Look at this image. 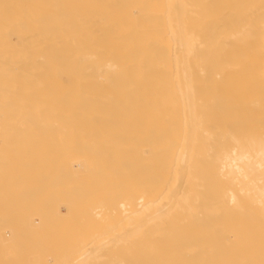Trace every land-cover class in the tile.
Instances as JSON below:
<instances>
[{"label": "bare ground", "instance_id": "1", "mask_svg": "<svg viewBox=\"0 0 264 264\" xmlns=\"http://www.w3.org/2000/svg\"><path fill=\"white\" fill-rule=\"evenodd\" d=\"M35 189L70 264H264V0H0V258Z\"/></svg>", "mask_w": 264, "mask_h": 264}, {"label": "rangeland", "instance_id": "2", "mask_svg": "<svg viewBox=\"0 0 264 264\" xmlns=\"http://www.w3.org/2000/svg\"><path fill=\"white\" fill-rule=\"evenodd\" d=\"M36 182H37V181H36ZM40 183H41V181H40ZM43 187H44V186H42V188H43ZM42 188H41V189H42ZM41 189H40V190H41ZM43 190H45V188H44ZM26 191H27V190H26ZM35 191H36V189H35L33 192L35 193ZM45 191L47 192V189H46ZM21 192H22V193H23V192L25 193V190H24V191H21ZM27 192H30V191H27ZM27 192H26V194H28ZM31 192H32V191H31ZM31 192H30V193H31ZM37 192H38V191H36V193H37ZM48 192H49V194L51 193L50 191H48ZM48 192H47V193H48ZM22 193H21V195H22ZM30 193H29V194H30ZM41 193H42L41 195H43L45 192H42V191H41ZM52 193H53V192H52ZM52 193H51V194H52ZM15 194H16V193H15ZM15 194H12V195H15ZM18 194H19V193H18ZM26 194H25V196H27ZM29 194H28V195H29ZM31 194H32V193H31ZM31 194H30V195H31ZM38 194H40V192H38L37 195H36L35 197H37ZM12 195H11V196H12ZM16 195H17V194H16ZM16 195H15V196H16ZM19 195H20V194H19ZM21 195H20V196H21ZM69 195H70V194H69ZM69 195H68V196H69ZM11 196H10V197H6V199H7V198L10 199ZM15 196H14V197H15ZM20 196H16V197H15V202H14L13 204H10V205L8 204V205H6V211H9V210H10L13 214H14L13 211H15V213H16V212L18 213V215L16 214L17 217L19 216L20 219H21V217H22L21 215H23L22 218L25 219V218H26V217L24 218L25 213H23L22 211H23V210H24V211L27 210V214H26V216H27V215H29L28 209H30V207H31V209H32L31 211L34 212V211H36L37 208H36V207H33V206H38V207H40V208H38V210L36 211L37 213L34 212V213H36V216H35V217L38 219V218H39V215H37V214H39V213H40L39 210L42 209L41 206H39V205L41 204V202H45V203H46V200L42 201L44 198H42V200H41V199L39 198V197H40V195H39V196L37 197L38 199H36V200H37V203H36L35 198L32 197V201H33V200L35 201V202H33V203H35V204L33 205V203H31L32 201H31V202L29 201V200H31V198H30L29 200L25 199V200H26V203H28V204L30 203V205H31V206H29V205L27 204V205L29 206V207H27V205L24 203L25 201H23L24 199L22 198V197H24V196H22V197H20ZM43 196L45 197V195H43ZM47 196H49V195L46 194V198H47ZM54 196H55V195H54ZM59 196H60V195H57V197H59ZM12 197H13V196H12ZM29 197H30V196H29ZM29 197H28V198H29ZM49 197L52 198L53 196H49ZM49 197H48V198H49ZM57 197H56V199H57ZM66 197H67V196H66ZM69 197H70V196H69ZM24 198H25V197H24ZM26 198H27V197H26ZM53 199H55V198L53 197V198L51 199V200H52V203H53V201H54ZM56 199H55V202L57 201ZM38 200L40 201L39 205H38V202H39ZM22 201H23V204L25 205V207H24V205L22 204ZM27 201H28V202H27ZM48 201H49V199H48ZM48 201H47V203H48ZM55 202H54V204H57V202H56V203H55ZM49 203H50V201H49ZM49 203H48V204H49ZM52 203H50L49 205H51ZM61 203H62V202H61ZM64 204H65V203H64ZM64 204L59 205L60 209H62V210H60L59 207L57 208V211H61L62 214H63V211H65V213H66V211H67V209L65 210L66 204H65V206H64ZM41 205H42V207H43V204H41ZM44 205H45V204H44ZM52 205H53V204H52ZM52 205H51V206H52ZM45 206H46V205H45ZM45 206H44L43 209H46V211L52 208V207H51V208L49 207V209H48V207L46 206V207H47V208H46ZM54 206H55V205H53V207H54ZM57 206H58V205H57ZM26 207H27L28 209H27ZM25 208H26V210H25ZM55 208H56V206H55ZM66 208H67V207H66ZM33 209H35V210H33ZM53 209H54V208H53ZM58 209H59V210H58ZM69 209H70V208H69ZM69 209H68V210H69ZM55 210H56V209H54V211H55ZM20 211H21L23 214H22ZM31 211H30V212H31ZM46 211L43 212V210H42V212H41L40 214L44 215V213H47V212H48V211H47V212H46ZM54 211L52 210V213H53L54 215H55V214H56V215H55V216L52 215V216H54V217L58 216L59 218H60V216H61V218L63 219V221H62V219L60 218L61 222H64V219L66 220V218H68V219L71 220L72 216L75 214L74 211H72V209H70L69 212L67 211V213H68L69 216L72 215V216H70V217H69V216H65L67 213H66V214L64 213L63 215H60V212H59V214H58L56 211H55L56 213H54ZM32 212H31V213H32ZM50 212H51V210H50ZM50 212H49V213H50ZM72 212H73V214H72ZM19 213H20V214H19ZM31 213H30V216L32 215V216H31V218H32L34 214H31ZM69 213H71V214H69ZM80 213H82V212L79 211V213H76V214H80ZM85 213H86V212H85ZM50 214H51V213H50ZM16 215H13V217H15ZM42 215H40L41 220L45 218V219H44V220H45V223H47V225H48L49 222H50V220L48 219V217H51V215L47 214V215H48L47 218H46V215H44L45 217H42ZM80 215H81V216H80V217H81V221H82V220H83V221L87 220V218H85L86 216L83 217V216H82L83 214H80ZM85 215H88V213H86ZM9 216H10V215H9ZM37 216H38V217H37ZM11 217H12V216H11ZM19 217H18V219H17V218H14L15 221H16V220L19 221V220H20ZM35 217H33L32 219H34ZM54 217H51V219H53ZM82 217H83V218H82ZM88 217H89V216H88ZM36 218H35V219H36ZM56 218H57V217H56ZM56 218H54V220L51 221V224H52V223H53V224L59 223V218H58V219H56ZM84 218H85V220H84ZM90 218H91V219H90ZM90 218H89V219L92 220V217H90ZM14 219H13V220H14ZM28 219L30 220L29 223H31V221H34V220H35V219H34V220L30 219L29 216H28ZM37 219H36V221H38V223H40V221H39L40 218H39L38 220H37ZM46 219L49 220V222H46V221H47ZM55 219H56L57 222L55 221ZM68 219H67V221H68ZM96 219H97V218H96ZM29 220H28V221H29ZM44 220L42 221L43 223H44ZM94 220H95V217H94V219H93L92 221H94ZM97 220H98V219H97ZM97 220H96V221H97ZM20 221H22V220H20ZM54 221H55L56 223H54ZM83 221H82V222H83ZM92 221H89V222L87 221L86 223H87V224L90 223V222L92 223ZM96 221H95V222H96ZM12 222H13V221H12ZM12 222H11L10 224H12ZM24 222H25V221H24ZM61 222H60V223H61ZM35 223H37V222H35ZM43 223H42V224H41V223L39 224V225H40V228H39V225H38V227H36L37 225H36V226H34V225L32 226L33 223H32L30 226H31V227H34L35 229L38 228L39 233H37V234L42 235V233H43L44 231H42L41 229L44 230L45 227H41V225H46L45 223H44V224H43ZM83 223H85V222H83ZM83 223H82V224H83ZM15 224L17 225L18 222L15 223ZM21 224H22V223H21ZM21 224H18L17 226L15 225L16 227L14 226V223H13L12 225H9L10 228H11V226H13L14 228H16V230L14 229V231H11L12 229H10L9 226L7 227V236H6V238L8 239L7 243H9V246H10V244H12V245H11L12 247H13V244H14V247H13V248L10 247V249L7 247V248L9 249V250L7 251V248H6V246H5L6 249H4V250H6V251H4V253L6 252V254H5L4 256H1V258H0V264H70V261H71L70 257H71V256L69 257V254H70V250H71V248L74 247V246L72 245L73 241H72V243H71V241L68 242V240L66 241L63 237H60V236L57 237L56 235H55V239H56V238L59 239V237H60L61 240H62V238H63L64 241H60V240H58V239H57L58 241H56V240L54 239V237H52V239H54L55 241H52L51 239H48V238H49L48 236H47L48 238L45 237V235H44V233H43L44 236H42V237H44L45 239H44L43 242H40L41 240H38V238H37V234L35 233L37 230H35V232H32V233H29V232H28L29 237H27L28 234H27L26 231H28V230H26L25 228H26V227L29 228L30 226H25V227H23L24 224H23V225H21ZM25 224H26V222H25ZM27 224H28V223H27ZM51 224H50V225H51ZM61 224H62V223H61ZM28 225H29V224H28ZM47 225H46V228L48 229ZM62 225H64V223H63ZM85 225H86V224H85ZM18 226H19V227L22 226L25 232L23 231L24 233H23V232L21 233L20 230H22V228H19V229H20V230H19V229H18ZM48 226H49V225H48ZM28 228H27V229H28ZM60 228H62V227H60ZM9 229H10V230H9ZM17 229H18L20 232H18ZM29 229H30V228H29ZM47 229H45V230H47ZM30 230H31V229H30ZM15 231H17V232L15 233ZM32 231H33V230H32ZM38 231H37V232H38ZM40 231H42V233H40ZM12 232H14V234H13ZM45 232H46V231H45ZM17 233H18V235H23V234L25 235V233H26L27 235L23 236L24 239L22 240L23 237H21V236H18V237L21 238V239H18V237H17ZM20 233H21V234H20ZM33 233H34V235H32ZM46 233H47V232H46ZM46 233H45V234H46ZM60 234H61V233H60ZM63 234H66V233L63 232ZM63 234H62V235H63ZM87 234H88V233H87ZM87 234H86V233H85V235L83 234L84 236H86V237H84V239L82 238L83 240H86V241H84V243L87 242V240L89 239V237H90V238L93 237V236L91 237L90 235L87 236ZM13 235H16L15 238H13ZM30 235L33 237V239H32L33 241H30V240H29ZM40 235H39V236H40ZM46 235H47V234H46ZM81 235H82V234H81ZM67 236H68V235H67ZM67 236H66V237H67ZM26 237L28 238L29 241L27 240ZM34 237H35V238H34ZM64 237H65V236H64ZM82 237H83V236H82ZM87 237H88V238H87ZM68 238H69V237H68ZM86 238H87V239H86ZM35 239H36V240H35ZM41 239H43V238H41ZM46 239H47L48 241H46ZM69 239H70V238H69ZM20 240H22V241H20ZM25 240H27V241H25ZM50 240H51V241H50ZM38 241H39L40 243H39ZM13 242H14V243H13ZM15 242L17 243V246H15ZM78 242H79V244L81 243V241H77L76 243H78ZM93 242H94V241H93ZM99 242H100V241H99ZM7 243L4 242V244H3V241H2V244H3V245H7ZM74 243H75V241H74ZM76 243H75V245H76ZM87 243H88V242H87ZM87 243H86V244H87ZM97 243H98V242H96L95 244L92 243V245L94 244L95 246H94V245H93V246H91V245H90V246H89V245H85V246H88V248H86L85 246H83V247L86 248V249H88V250H90V251H92V250L96 247V245H97V246L100 245V243H98V244H97ZM79 244H78V245H79ZM81 245H82V243H81ZM83 245H84V244H83ZM7 246H8V245H7ZM3 247H4V246H3ZM17 247H20L21 250H20V248H17ZM92 247H94V248H92ZM16 248H17V249H16ZM84 248H82V249H84ZM91 248H92V250H91ZM22 249H24V250H22ZM82 249H81V250H82ZM19 250H20V251H19ZM72 250H73V249H72ZM72 250H71V253H72ZM84 250H85V249H84ZM84 250H82V252H83ZM88 250H85L84 252H86V251H88ZM13 252H14V253H13ZM84 252H83V254H84ZM88 252H89V251H88ZM68 253H69V254H68ZM80 253H81V252H80ZM85 254H87V253H85ZM96 254H97V253H96ZM81 255H82V254H81ZM81 255H80V256H81ZM90 255L92 256L91 258H93V256H94L93 253H92V254H91V253H88V259H89V261L92 260V259L90 258ZM98 255H99V256H98ZM78 256H79V255H78ZM84 256L87 258V255H84ZM97 256L100 258V259H98L97 261H100L101 263L96 262V264H106V262H105V261H106V258H105L106 256H104L103 250H102V251H99V253H98L95 257H97ZM73 257H74V256H73ZM73 257H72V258H73ZM76 257H77V256H76ZM98 257H97V258H98ZM86 258H85V259H86ZM82 259H83V260H81V261L84 262L85 260H84V258H83V255H82ZM88 259H87V260H88ZM90 259H91V260H90ZM95 259H96V258H93V260H95ZM87 260H86V261H87ZM102 260H103V261H102ZM86 261H85L84 263H86ZM89 261H88L87 263H89Z\"/></svg>", "mask_w": 264, "mask_h": 264}]
</instances>
